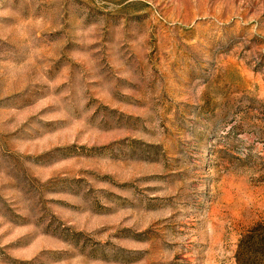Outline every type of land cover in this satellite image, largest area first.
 <instances>
[{
    "label": "rangeland",
    "instance_id": "rangeland-1",
    "mask_svg": "<svg viewBox=\"0 0 264 264\" xmlns=\"http://www.w3.org/2000/svg\"><path fill=\"white\" fill-rule=\"evenodd\" d=\"M264 221V0H0V264H237Z\"/></svg>",
    "mask_w": 264,
    "mask_h": 264
},
{
    "label": "trees",
    "instance_id": "trees-1",
    "mask_svg": "<svg viewBox=\"0 0 264 264\" xmlns=\"http://www.w3.org/2000/svg\"><path fill=\"white\" fill-rule=\"evenodd\" d=\"M237 264H264V221L257 222L240 238Z\"/></svg>",
    "mask_w": 264,
    "mask_h": 264
}]
</instances>
